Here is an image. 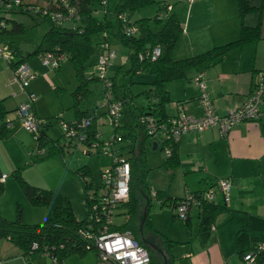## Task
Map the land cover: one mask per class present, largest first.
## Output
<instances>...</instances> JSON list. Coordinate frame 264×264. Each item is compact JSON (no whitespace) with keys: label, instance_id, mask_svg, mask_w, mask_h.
I'll list each match as a JSON object with an SVG mask.
<instances>
[{"label":"trees","instance_id":"obj_1","mask_svg":"<svg viewBox=\"0 0 264 264\" xmlns=\"http://www.w3.org/2000/svg\"><path fill=\"white\" fill-rule=\"evenodd\" d=\"M65 1L74 9L77 15V19L71 20L70 23H73L72 25L67 26L63 22L52 23L33 51L22 56L18 55L17 50L12 49L10 51V58L4 61L12 70L17 64L24 62L26 58L33 54L41 55L49 52L59 58L60 61L62 59L69 60L72 63L76 78L75 87L70 92L73 99L72 107L75 109V119L71 122H66V125H75L79 119L88 118V124L79 129V132L83 134L81 142L89 146L92 141H96L99 146L101 142L98 141L96 131L90 129V122L95 119L92 110H79L76 108V104L82 96L89 92L88 81L98 79L93 74L87 77L83 75L84 62L91 49L89 36L92 33L100 32L103 35L102 42H106L111 30H115L113 35L116 36L121 44L127 47L128 53L126 60L117 67L116 72L106 78L110 82L111 100L118 101L119 103L117 127L123 128L125 131L117 140H124L126 144L115 152L121 156L127 155L124 159L129 165V181L126 200L118 202L116 205V208L123 209V212L120 214L124 215L125 220L118 226L113 223L110 229L129 231L131 236L143 245L138 238L140 228L139 217L141 216L144 221H147L146 216L143 214H145L146 208L152 205V203L148 202L146 204L141 200L144 195L143 191L147 190V193L149 191L144 182V175L148 168L141 158L143 153V143L141 142L148 137V134L146 123H140L139 120L142 116H149L152 121L161 122L169 117L163 113V106L170 100L165 89L167 82L185 78L189 72H193L189 80H193L195 77L202 78L203 71L220 61L225 52L230 48H236L245 43L264 38L261 30L264 0H258L257 4H252L250 0H235L240 17H243L248 12H255L257 14L256 22L253 25H246L241 22L236 39L180 59H173L171 50L183 28L175 13L171 12L169 5L163 1L117 0L111 15L112 24L93 16L90 0ZM3 2L6 6L0 3V22H2L0 25V35L22 31L21 23L11 19L12 14H26L34 19L43 20L52 9L63 10V8L57 6L60 0H57L56 3L49 1V5H41L43 0H20L17 4H14L12 0H3ZM99 3L104 6L105 0H100ZM152 3H157V12L152 18L140 17L134 21H130L127 18L128 13L138 11ZM31 5L37 8L28 9ZM149 19L160 23V28L155 31L147 28L143 33L137 31L134 34H126L124 32L127 28H135L137 30L138 26L147 25ZM156 48L159 49V55L152 59L151 53ZM121 70H123V77L137 72H145L152 76V80L145 83L147 87L144 90L134 95L127 90L124 83L116 81L115 75L117 71ZM128 82L131 83V80ZM140 95L145 99L144 103H140L135 99V97ZM104 112H106V109ZM4 119L5 110L0 100V137L3 136L7 129ZM46 126V122L40 120L37 133L31 134L34 137L35 143L31 151V162L54 153L62 156L63 147L71 145L72 139L64 136L65 145L57 141L48 140L45 133ZM135 126L138 127L137 133ZM259 129L264 137V125L260 122ZM162 144L169 147V153L165 156V165L171 168L177 163V142H169L167 139H164L162 140ZM41 149L44 150L43 154H39ZM110 161L112 165V159ZM85 171L84 167H79L72 171L81 181L83 187L81 202L85 209V215L80 219H76L74 216L70 202L66 196L50 190L33 187L24 181L18 170L12 172L27 201L32 205L43 206L45 208V218L40 224L23 223L19 215L14 220H6L0 216V238L6 239L10 244L19 249L20 256L26 264L29 263L31 255L34 253L47 255L51 259L55 258L57 264H63L64 258L71 253L82 254L85 251L94 249V235L100 229L101 223L90 220L88 214L92 204L99 201V196L94 194L89 195L86 192L89 183H87ZM1 192L2 183H0ZM155 196V200L158 201L154 204L155 206L159 208L166 206L173 210L177 201L182 198L171 197L161 190H156ZM148 198L150 200V197ZM224 206L225 204L218 205L215 202H200L197 207L200 209L198 234L202 238L208 235L209 225L213 217ZM188 214L184 220L179 221L186 223ZM173 217L178 220L175 213ZM243 240L244 234L238 233L235 238L236 247H240ZM32 244H35L36 247L32 248ZM240 252V254L243 253L241 250ZM257 263L264 264V251L259 254ZM149 264H161L159 257H154V255L149 253Z\"/></svg>","mask_w":264,"mask_h":264},{"label":"rangeland","instance_id":"obj_2","mask_svg":"<svg viewBox=\"0 0 264 264\" xmlns=\"http://www.w3.org/2000/svg\"><path fill=\"white\" fill-rule=\"evenodd\" d=\"M155 1H163L165 4H169V7L172 6L173 9L171 12L175 13L176 16H178L176 9H181L180 5L185 3L181 0ZM250 1L252 4H257L258 2V0ZM90 2L91 8H93V16L100 20H105L106 23H113L111 15L117 0H105L104 6L100 5V0H90ZM202 7L204 8V11H201V14L204 16V19L199 21V25L191 26L190 31L188 32V36H190L192 40L196 39L195 41L193 40L194 43H202L201 48L203 49L195 51L194 55L232 40L230 39L232 37H227L230 33V28L232 25H234L235 28L237 26L238 29L241 22L246 25H253L257 20V14L255 12H248L243 15V17H240L235 0H210L207 3H204ZM156 12L157 3H152L138 11L128 13L127 18L130 21H134L140 17L152 18ZM185 17L186 4L183 5V19ZM11 19L21 23L22 31L0 35V48L2 49V54H0V96H4L3 101L6 104L5 108L6 106L8 108L5 111V117L9 120H11V118H9L7 115H11L12 113L15 115L16 107L14 108V101L9 96V92L7 93L3 85L6 86L8 80H10L11 77L13 79V74L12 71H10L7 63L4 61L2 55L9 54L12 49L17 50L18 55L22 56L30 53L36 48L43 34L52 24L50 15L46 16L43 20H39L34 19L26 14H12ZM161 20L163 21V19ZM64 24L69 26L73 23L66 22ZM180 25L182 28H184L183 23H180ZM160 26V23H156L152 19H149L147 21V25L138 26L137 31L139 33H143L147 28H149L151 31H155L159 29ZM8 27H10V25H8ZM261 30L264 34V11ZM114 31L115 30L113 29L111 30L107 40L110 49L114 51V56L105 66L106 77L111 76L116 72L117 67L125 61L128 53L127 47L121 44L116 36L113 35ZM185 38L186 36L184 34H180L176 40L178 43L175 51L178 49L180 50L179 53H177L180 54L179 56H185L181 54H185L188 48L187 40ZM212 39H215V41H212ZM102 40L103 35L100 32L92 33L89 36V44L91 49L84 62L83 75L85 77L90 74L97 75L96 67L98 63V56L103 51L101 49ZM256 44H258L257 49L255 48ZM226 52V54H224L225 57L220 62H218L215 67H220V65H222L223 67L229 68L230 66L237 67L238 65H248L250 68L252 60H257V64L259 66L261 64V70L255 72L253 71L254 73L251 81L252 90L254 85L253 83L258 80V73H264V39H260L256 42L246 43L240 48H230ZM26 64H28L30 68L29 74L34 75L33 78L28 80V86L33 83L35 84V88L32 89L33 91L30 90V87H26L25 89L27 91H31L34 95V100L32 103L34 109L36 110L35 115L39 117L41 121L46 122L47 126L45 133L47 139L57 141L60 144L65 145V140L63 138L64 129L62 123L71 122L75 119V109L72 107L73 99L70 94L71 90H73L76 84L72 63L67 59H62L59 62L58 67L54 69L51 66H44L40 61V56L38 54H33L26 58ZM213 67H210L206 70L203 82L208 76V71L214 69ZM122 73L123 70L117 71L115 79L118 83H120V80L123 81L125 87L131 93H136L139 90L144 89L145 84H143V82L150 79V75L145 72H137L135 74H131L130 76L124 77L122 76ZM12 79L11 82H13ZM129 80H131V83L128 82ZM187 83V85L194 87L195 92L198 94V87L193 82V80ZM14 84L17 85L16 83ZM179 84L182 86V81H179V79L170 83L173 88H177ZM17 87L19 88L18 85ZM88 89L89 92L77 101L76 108L79 110H92L95 119L90 122V129L96 131L98 141L102 142V145L108 143L111 139L116 141L113 144V149L117 150L126 144L124 140H117L125 131L120 127L113 128L108 114L104 112L105 96L103 81L98 79L89 80ZM20 90H22L24 93V99L26 100L27 93L23 89ZM173 90L174 89H172L170 92L174 93ZM174 107L170 100L165 103V109L168 108V110H170L172 108V114L175 113ZM135 129L137 133L138 127L135 126ZM25 133L27 138L31 141V145L25 151L12 140H4L6 133L0 137V168H5L7 181L11 183V186L9 187H4L2 184V192L0 193V216L6 220H14L17 215H19L21 222L26 224H40L44 221L45 208L43 206L32 205L29 203L22 193V190L16 182L14 176L12 175L14 170H18L21 177L29 185L50 190L57 194L66 196L70 202L74 216L82 218L85 215V209L81 202V196L83 194L82 183L80 181L78 187H75L73 180H69L68 178L70 175H74L72 171L78 169L79 167H84L86 170L85 176L87 183H89L86 192L89 195L94 194L101 196L104 192L101 173L103 171L105 172L111 166L109 155L102 152V145L97 147L94 145L87 146L79 139L73 137L71 140V145L68 147H63L62 156L58 153H54L36 160L35 162H31V155L28 159V162L26 161L24 165L21 161H19L20 165H18V167L15 166L14 169H11L12 171L6 170V168H9L8 163L11 161V159L20 160L22 158V153L29 152L34 148L35 143L32 135L28 131ZM152 142L156 143L155 149H152ZM141 143H143V153L141 158L149 168L144 176V182L150 191H148V193L161 190L163 192H168L172 196L182 197L186 193L184 186L190 190L196 189L200 186L199 179L192 175V172H188L185 174V176H183V168H186V162L183 160L182 155H180V161L178 164L176 163L171 168H168V166L165 165L167 149L157 136L154 135L147 137ZM125 156L127 155L122 156V158ZM168 169L171 171H168ZM218 178L220 177L212 178V183H214ZM50 186L55 187V190H59V193L50 188ZM208 187H206L205 190L208 189ZM143 192L144 196L146 194V196H149L147 190H144ZM217 193L218 195L215 196L216 200H220L222 202L223 197L221 192ZM150 202L152 205L148 208L147 218L152 225L154 224V226H157L159 230L162 232L166 231L170 233V235L177 234L178 237H181L182 233L180 230H178L181 228L185 235H188L190 232H192V237H195L199 219L196 217V211L194 208L190 210L191 226L189 230L188 227H183L181 224H179V222H176L178 228L175 224H171L170 213L172 211L169 207L163 206L162 208L158 209L155 208L154 204H156V201L154 199H151ZM122 210V208L114 209L112 213L114 225L118 226L125 220L123 214H118L122 212ZM146 229L149 228L146 227ZM146 229L145 226L142 227L144 233ZM4 247L14 250L13 252L15 253L19 252L17 247L11 245L6 239L0 238V255L5 250L3 249ZM147 247L149 248L147 250L150 254L154 255V257L158 256L157 252L150 248L149 245H147ZM18 259L20 264H26L22 258ZM159 260L161 262V259ZM236 260L237 263L235 264H241V258L240 261H238L237 258ZM95 261V251L88 250L82 254L76 252L69 254L64 258L63 264H95ZM28 264H53V260L47 255L34 253L31 255V259Z\"/></svg>","mask_w":264,"mask_h":264},{"label":"crops","instance_id":"obj_3","mask_svg":"<svg viewBox=\"0 0 264 264\" xmlns=\"http://www.w3.org/2000/svg\"><path fill=\"white\" fill-rule=\"evenodd\" d=\"M181 1L185 3L180 5L181 9H176V13L179 22L184 25L181 35L184 34L186 36L185 39L187 40L188 48L185 54H181L185 56H179L180 54L177 53H179L180 50L178 49L175 51L178 43L177 41L172 49L173 59L191 56L194 55L195 51L203 49L201 48L202 43H194L196 39H193V41L191 37L188 36V32L190 31L191 26L199 25V21L204 19V16L201 14V11H204L202 5L210 0ZM185 4L186 17L183 19V5ZM170 8L172 11V6ZM239 28L240 25L238 29L237 26L235 28V26L232 25L227 37H232L230 38L232 40L236 39L239 33ZM212 41H215V39H212ZM257 45L258 44L255 45L256 49ZM241 46L236 48H240ZM224 57L225 55H223L221 60ZM24 62L26 63V60ZM218 62L203 71L202 81L204 80L203 78L205 77L206 70L214 66V69L208 71V76L203 82L204 92L210 100L215 113L223 115L227 111L239 106L246 99L251 90L253 73L261 70L262 66L260 64V67L257 64V60H252L250 68L248 65H238L237 67L230 66L229 68L223 67L222 65H220V67H215ZM192 75L193 72H189L187 77L179 79V81H182L183 87L179 84L178 86L176 85L177 88H173L170 83L175 80L169 81L165 84L169 99L172 102L173 107L175 105L174 114L171 113L172 108L168 110V108L165 109V105L163 106V113L166 116H173L179 112L190 113L194 116H199L201 114V108L197 101L200 91L198 89L197 94L194 87L187 85V82L191 81L189 79ZM11 79L8 80L6 86L3 85V87L6 89L7 93L9 92V96L14 101L15 108L25 99L22 90H20L14 82H11ZM151 80L152 76L150 75V79L144 81L143 84L148 83ZM121 82L123 83V81ZM26 87H30V90H32L35 88V84L32 83L30 86L27 84ZM146 87L147 85L145 84V88ZM144 89L132 94L136 95ZM172 89H174V93L170 92ZM23 90L26 93L31 92L26 89ZM3 99L4 96H0V100L3 101ZM135 99L140 103H144L145 101L141 95L135 97ZM2 104L6 111L8 108L7 106L5 108L6 104L4 101ZM31 107L35 115L36 110L33 107V103ZM258 109L262 113L258 119L259 121H240L230 127L224 135H220L216 127H211L198 132H186L179 137L176 145L177 164L180 161V155H182L183 160L186 162V168H183V176L188 172H192V175L200 181V186L193 190L184 186L185 192L192 193L203 191L206 187L213 184L212 178L216 177L226 178L229 182L230 188L228 202L225 204L224 208L213 217L210 224L213 228L212 230L209 229L208 235L205 238H202L198 234L199 223L195 237H192V232L185 235L181 228L178 229L182 233L181 237H178L177 234L170 235V233L166 231L162 232L157 226H154V224L152 225L147 218L148 208L151 205L146 208V212L143 215L146 216L147 221H144L141 216L139 217L140 228L138 238L146 249H149L147 247V245H149L150 248L157 252V257H160L159 259H161L162 264H235L237 263L236 258L240 261V250L245 252L255 243L264 240V137L259 129V122L264 125V98L259 104ZM7 116L11 118V120L8 119L9 125L6 129L4 140H12L25 151L31 145V141L27 138L25 133L26 131L19 124L16 114L14 115L12 113ZM31 151L24 152L25 154L22 153V158L20 160L11 159L8 163L9 168H6V170L14 169L15 166L18 167V165H20L19 161H21L23 165L26 161L28 162V159L31 156ZM0 169V173L5 175V168L1 167ZM148 170L149 168L147 171ZM168 171L171 170L168 169ZM68 179L73 180L74 186L78 187L80 180L77 177L70 175ZM2 184L4 187L11 186V183L7 181L6 175ZM50 188L54 189L56 192L59 191L57 189L55 190V187L53 186H50ZM217 192L219 191H216L215 196L218 195ZM164 193L171 197H180L172 196L168 192ZM146 195H143L141 200L143 203L147 204L151 200H149V196ZM214 201L218 205L224 204L223 200L222 202L220 200L218 201L216 200V197L214 198ZM155 208L160 209L156 206ZM194 209L196 211V217L200 222V209L197 207H194ZM171 211V224H175L178 228L176 222H179L183 227H188L190 230L191 211H189L186 223L174 219L173 209H171ZM76 219L80 218L76 217ZM144 226L145 229L146 227L149 228L146 229L145 233L144 230H142V227ZM238 233L244 234V240L240 247H236L235 244V238ZM3 249L5 250L0 255V264H20L18 261V258H22L20 256V250L18 253H15L13 252L14 250L7 247H4Z\"/></svg>","mask_w":264,"mask_h":264},{"label":"built area","instance_id":"obj_4","mask_svg":"<svg viewBox=\"0 0 264 264\" xmlns=\"http://www.w3.org/2000/svg\"><path fill=\"white\" fill-rule=\"evenodd\" d=\"M14 4L19 3L20 0H12ZM49 1L56 3L57 0H43L41 5H49ZM191 1V0H189ZM2 5L6 4L0 0ZM63 10L52 9L48 15L51 16L52 23H66L71 22L72 19H77V15L73 8L66 3L65 0H60L57 4ZM37 8L36 6H29L28 9ZM47 15V16H48ZM2 22H0V25ZM126 34H134L137 32L135 28H127L124 30ZM102 53L98 56V63L96 67L97 75H94L98 80H102L104 84V96L106 114L110 118V123L113 128L118 125V101L111 100L110 82L105 76V66L109 60L114 56V51L110 49L108 42L101 43ZM0 48V54H2ZM11 53L2 55L4 60L10 58ZM159 55V49H154L151 53V58L154 59ZM40 56V61L44 66H51L54 69L59 65V58L55 57L49 52H45ZM13 79L20 89H25L28 80L34 75L29 74L28 65L25 62L17 64L12 70ZM203 77V76H202ZM193 82L199 89L198 105L201 108V114L194 116L190 113L179 112L173 116H169L165 121L154 122L149 116H142L139 122L146 123L148 136H157L161 141L167 139L169 142H177L179 137L186 132H198L211 127H216L220 135H224L228 129L240 121H256L260 118L262 113L258 106L264 98V73H258V80L253 83V89L250 91L246 99L236 108L227 111L223 115L215 113L210 100L204 92V84L201 77L193 78ZM34 100L32 92L27 93V99L20 102L16 107V117L19 120L21 127L30 134H35L39 128V121L33 111L31 104ZM6 126L9 125V120L4 119ZM88 124V118H81L75 125H66L62 123L64 129V137L72 139L73 137L83 139V134L79 132L80 128ZM33 137V136H32ZM34 138V137H33ZM113 139L108 143L103 144L102 152L109 155L113 163L109 169L101 173L102 185L104 192L99 196V201L93 203L88 218L101 223V227L94 235L93 246L96 253L95 264H149V253L147 249L138 243V241L131 236L129 231H118L110 229L113 225V211L116 209L118 202L125 201L128 195V181H129V165L128 162L118 155L113 149ZM90 145L98 146L96 141H92ZM89 145V146H90ZM166 147V155L169 153V147ZM116 151V152H115ZM41 149L39 154H43ZM5 175H0V183H3ZM229 182L226 178H218L208 189L198 193L186 192L180 200L177 201L174 207V213L178 220H184L189 211L198 207L200 202H215L216 191L221 192L223 202H228ZM216 189V191H215ZM150 192V191H149ZM150 200H155V191L149 193ZM158 202L157 200H155ZM212 225L209 229L212 230ZM32 244V248H35ZM264 251V240L255 243L249 250L241 254V264H258L257 258L259 254ZM53 263L57 264L55 258H52Z\"/></svg>","mask_w":264,"mask_h":264},{"label":"water","instance_id":"obj_5","mask_svg":"<svg viewBox=\"0 0 264 264\" xmlns=\"http://www.w3.org/2000/svg\"><path fill=\"white\" fill-rule=\"evenodd\" d=\"M151 144H152V149H154L155 146H156V143L155 142H152Z\"/></svg>","mask_w":264,"mask_h":264}]
</instances>
